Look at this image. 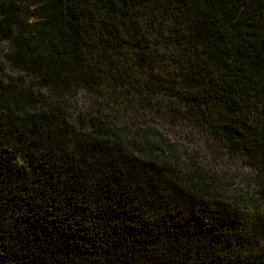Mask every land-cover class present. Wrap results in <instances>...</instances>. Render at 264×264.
Here are the masks:
<instances>
[{
    "label": "trees",
    "instance_id": "1",
    "mask_svg": "<svg viewBox=\"0 0 264 264\" xmlns=\"http://www.w3.org/2000/svg\"><path fill=\"white\" fill-rule=\"evenodd\" d=\"M0 41V264H264V0H0Z\"/></svg>",
    "mask_w": 264,
    "mask_h": 264
},
{
    "label": "rangeland",
    "instance_id": "2",
    "mask_svg": "<svg viewBox=\"0 0 264 264\" xmlns=\"http://www.w3.org/2000/svg\"><path fill=\"white\" fill-rule=\"evenodd\" d=\"M6 51V42L0 41V60H3V56ZM6 69L10 74H16V71L13 70L9 65H7ZM152 123L157 125V122L153 121ZM160 128H162L170 138L200 149L201 153L206 157V162L210 166L220 170H228L230 172L239 170V161L235 157L227 154V152L221 146L211 139L187 132L186 130L177 126H165L160 124Z\"/></svg>",
    "mask_w": 264,
    "mask_h": 264
}]
</instances>
